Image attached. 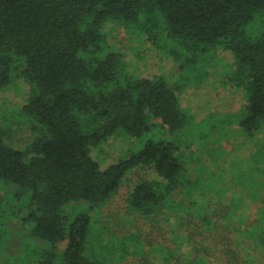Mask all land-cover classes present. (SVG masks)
Listing matches in <instances>:
<instances>
[{
  "label": "trees",
  "instance_id": "1",
  "mask_svg": "<svg viewBox=\"0 0 264 264\" xmlns=\"http://www.w3.org/2000/svg\"><path fill=\"white\" fill-rule=\"evenodd\" d=\"M114 26L165 48L195 80L231 53L229 89L245 99L240 128L264 135V0H0V91L17 79L28 85L21 113L33 132L21 149L0 124V190L12 184L27 198L22 253L29 238L30 264H264V184L261 202L250 204L247 192L237 202L207 172L192 178L184 144L165 139L100 160L102 145L143 136L151 119L168 135L185 122L184 85L128 73L109 41ZM135 169L153 172L127 198L149 231L105 244L93 216Z\"/></svg>",
  "mask_w": 264,
  "mask_h": 264
},
{
  "label": "rangeland",
  "instance_id": "2",
  "mask_svg": "<svg viewBox=\"0 0 264 264\" xmlns=\"http://www.w3.org/2000/svg\"><path fill=\"white\" fill-rule=\"evenodd\" d=\"M109 41L124 55L127 71L136 77L165 75L170 83L184 85L181 106L185 115L184 126L168 135L155 120H150L151 130L139 138H126L119 134L102 145L99 158L104 165L118 161L138 151L148 140H168L183 143L182 163L191 168L189 175L207 172L213 187L229 184L233 189L230 198L240 201L241 195L248 193L246 200L262 201L264 183V135L253 130L250 134L240 128L242 119L240 106L245 103L242 91L230 90L228 77L231 74L233 55L220 53L218 64L211 66L208 74L197 80L180 75V68L165 48L156 47L145 36H138L125 27H110ZM179 74V76H178ZM28 85L17 79L8 88L0 91V124L9 126L8 143L17 148H25L33 139V132L24 122L21 108L28 96ZM205 153V154H203ZM190 158L192 160H190ZM263 167V168H262ZM153 177L151 170L135 169L123 181L120 189L108 204L93 216L94 235L103 237L106 244L110 238L125 234L145 235L149 230L136 214L129 213L127 198L134 185L140 180ZM16 187L1 184L0 197L3 199L0 226L3 232L0 241V264H30L28 253L33 241L24 240L26 227L22 228L20 218L24 216L27 198L15 196ZM256 204V203H255ZM75 212L84 210L82 204L74 206ZM21 211V215L13 213ZM215 213V212H212ZM213 218L215 215L213 214ZM27 230V229H26ZM114 240V239H113ZM64 243L60 247H63ZM118 257V252L116 255ZM112 261L111 264H114ZM105 264V263H104Z\"/></svg>",
  "mask_w": 264,
  "mask_h": 264
}]
</instances>
